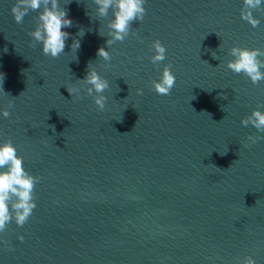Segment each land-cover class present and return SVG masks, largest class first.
I'll return each mask as SVG.
<instances>
[{"label":"water","instance_id":"obj_1","mask_svg":"<svg viewBox=\"0 0 264 264\" xmlns=\"http://www.w3.org/2000/svg\"><path fill=\"white\" fill-rule=\"evenodd\" d=\"M15 2L0 0V144L39 182L28 221L0 233V264H264V139H248L264 132L240 124L264 113V80L226 67L233 47L264 51V0L255 28L243 0H145L107 47L111 8L58 0L73 26L55 59L30 47L42 9L16 24ZM156 40L166 59L153 65ZM166 65L176 83L161 96ZM88 66L109 85L103 111L80 82Z\"/></svg>","mask_w":264,"mask_h":264},{"label":"clouds","instance_id":"obj_2","mask_svg":"<svg viewBox=\"0 0 264 264\" xmlns=\"http://www.w3.org/2000/svg\"><path fill=\"white\" fill-rule=\"evenodd\" d=\"M93 3L96 5V13L99 17H105L108 10L112 9V19L108 23L110 39L106 40V47L117 41L122 42L129 35L132 23L142 21L145 15L143 6L145 0H93ZM261 3L262 0H243V8L247 11L241 12L240 19L255 28L259 21L253 18L252 10L259 9ZM38 9H42V11L37 17L35 30L28 33L32 41L30 47L38 43L41 45L42 55L55 59L64 52L65 42L69 39V33L62 29L72 27L73 21L66 18L67 12L58 6V0H16L10 13L14 22L21 24L29 11ZM83 34L82 30L77 33L81 37ZM79 47V40L73 39L71 49L77 50ZM151 48L155 53L150 58L153 65H158L166 59V49L159 40L153 41ZM96 55L104 61L110 59L109 53L103 47L97 49ZM229 55L233 59L227 63V69L236 74L243 73L253 85L264 80V72L260 71L261 68H264V61L258 59L264 57V51L233 47L230 49ZM170 68V65H166L161 72L159 82H151V88L157 95L167 96L175 86L176 77L171 73ZM3 79V75L0 74V88H2ZM80 82L88 86L86 88L87 95L92 97L96 109L103 111L106 97L102 93L109 87L107 81L101 78L95 69L88 66V70ZM66 90L70 96L81 98L77 95L79 90L76 87H67ZM136 94L142 95L139 89ZM220 98L226 99L227 97L221 95ZM11 107L12 104L9 103L8 108ZM0 116L7 118L9 111L0 112ZM240 124L244 127L251 125L257 132H264V113L253 110L247 118L240 121ZM248 139L255 143L264 137L249 136ZM38 182V177H33L24 170L22 158L17 156L11 141L0 144V233H3L7 224L12 221L17 226H23L28 221L36 207L33 189ZM17 239L22 241L23 237L18 236ZM242 264H255V262L251 258L245 257Z\"/></svg>","mask_w":264,"mask_h":264}]
</instances>
